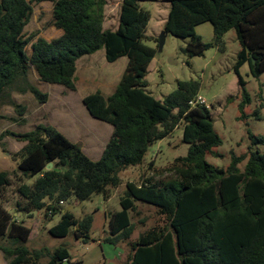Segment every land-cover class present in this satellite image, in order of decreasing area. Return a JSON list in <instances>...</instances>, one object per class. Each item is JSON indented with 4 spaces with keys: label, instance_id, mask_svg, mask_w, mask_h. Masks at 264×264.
I'll return each mask as SVG.
<instances>
[{
    "label": "trees",
    "instance_id": "1",
    "mask_svg": "<svg viewBox=\"0 0 264 264\" xmlns=\"http://www.w3.org/2000/svg\"><path fill=\"white\" fill-rule=\"evenodd\" d=\"M140 1L123 0L119 28L111 31L104 29L107 0H35L53 4L52 24L63 34L51 42L38 38L28 56L26 48L36 37L26 38L24 33L34 13L32 2L0 0V110L8 102L20 116L25 115L26 108L14 101L12 93L31 94L40 104L48 102L49 96L30 82L31 69L42 83L75 91L81 59L102 50L109 63L128 59L111 96L98 91L83 100L94 119L113 127L100 160L93 161L80 145L51 126L39 125L29 133L14 135L25 143L16 154L19 181L37 177L33 185L23 183L16 189L20 197L16 212L32 217L45 211L48 218L63 210L59 204L72 197L79 202L94 195L110 200L112 190L123 185L120 175L141 166L154 143L184 124L182 140L189 146L188 155L159 172L171 174L165 180L151 177L126 184L122 210L111 215L105 242L118 246L131 239L132 215L137 213V203H143L155 207L166 224L140 235L131 245L126 264H264V150H259L264 149V135L249 134L248 152L232 153L227 168L207 161L208 156L221 157L217 148L222 140L211 110L190 105L201 91V82L179 81L177 90L163 101L147 91L148 70L157 50L146 42L157 39L147 36L151 14L141 8ZM155 1L170 4L160 40L167 34L188 39L183 52L191 58L204 57L214 47L224 53L225 36L235 32L241 47L234 67L243 90L240 108L249 104L240 69L248 65L254 79L264 74V0ZM204 24L213 26L214 43H205L196 32ZM253 117L262 120L259 111ZM245 161L241 171L239 166ZM50 163L54 168L47 171ZM11 186V175L0 171L2 202H8ZM52 209L56 212L49 215ZM93 223L92 216L77 219L63 212L50 234L55 238L73 234L89 243ZM31 233V227L18 222L0 202V251L7 264H63L65 259L75 264L67 248L30 250ZM44 259L48 261L43 263Z\"/></svg>",
    "mask_w": 264,
    "mask_h": 264
},
{
    "label": "rangeland",
    "instance_id": "2",
    "mask_svg": "<svg viewBox=\"0 0 264 264\" xmlns=\"http://www.w3.org/2000/svg\"><path fill=\"white\" fill-rule=\"evenodd\" d=\"M27 1L32 2L34 13L24 33L26 38L36 35L26 48L28 56H31V45L38 38L51 42L60 38L62 32L52 24V3ZM122 3L123 0H107L105 30L116 31L119 28ZM140 6L151 14L147 36L157 39V41L146 42V45L157 50L156 58L148 70L147 91L157 100L163 101L177 90L179 81H200L202 87L199 95L210 106L216 132L222 140V145L217 148L221 157L208 156L207 161L219 168L229 167L232 153L240 156L248 152L249 134L264 135V74L259 79H254L248 65L240 69V74L246 82L245 90L250 97V103L241 109L244 101L243 90L234 71L241 47L235 32L225 36L224 53L214 47L207 51L204 57L191 58L183 52L189 43L188 39H179L167 34L163 40H160L170 4L165 1L141 0ZM196 32L205 43H214V30L211 24L198 27ZM127 66L126 57L114 63L107 62L104 50L87 56L77 64L75 91L42 83L35 71L31 69L30 82L43 94L49 96L48 102L40 104L31 94L12 93L14 101L26 108L23 116H20L17 109L8 102L2 105L0 171L11 175L12 186L7 193L8 202L1 200L0 202L18 222H26L31 227L32 233L27 245L30 250L49 249L54 252L59 248H67L75 264L77 261H82L84 264H126L132 255V243L145 232L166 224L165 218L159 215L155 207L137 203V213L132 215L135 231L131 239L119 243L118 246L105 242L109 236L111 215L122 210L120 201L126 184L141 183L151 177H155L156 181L165 180L171 174L159 172L172 166L176 159L188 155L189 146L182 140L184 124H181L167 139L154 143L149 148L141 166L131 168L120 175L123 185L112 190L110 200H105L101 195H94L89 201L79 202L72 197L63 205V210L48 218L45 216V211L35 212L32 217L16 212V203L20 201L19 195L15 193L16 189L23 183L33 185L37 177L19 181L20 159L16 158V154L21 151L25 143L20 142L14 135L29 133L39 125L51 126L65 137L67 135L66 138L69 140L71 138L73 140H70L71 142L80 145L92 160L98 161L111 138L113 128L109 124L94 119L86 110L83 99L98 91L105 97L111 96ZM256 111H259L262 120L253 117ZM259 150L264 149L261 147ZM151 164L154 165L151 166ZM245 165L246 161L239 166L241 171L244 170ZM65 209L77 219H84L87 216L94 218L91 232L93 242L85 243L83 240H77L73 234L67 238H55L50 234V230L60 222ZM47 261L48 259H44L42 262Z\"/></svg>",
    "mask_w": 264,
    "mask_h": 264
},
{
    "label": "built area",
    "instance_id": "3",
    "mask_svg": "<svg viewBox=\"0 0 264 264\" xmlns=\"http://www.w3.org/2000/svg\"><path fill=\"white\" fill-rule=\"evenodd\" d=\"M190 105H191L192 107H196V106H198V105H204V106H206L207 108L210 109V106L207 105V102L204 100V98H203L201 95H198V96H197L192 102H190ZM64 204H65L64 202H61V203L59 204V207H63ZM57 210H58V209H57ZM59 211H60V210H59ZM55 212H56V211H55L54 209H52V210L49 212V215H53ZM63 264H71V263L69 262V260L65 259V260L63 261Z\"/></svg>",
    "mask_w": 264,
    "mask_h": 264
},
{
    "label": "crops",
    "instance_id": "4",
    "mask_svg": "<svg viewBox=\"0 0 264 264\" xmlns=\"http://www.w3.org/2000/svg\"><path fill=\"white\" fill-rule=\"evenodd\" d=\"M165 24V23H164ZM62 32V31H61ZM63 34V33H62ZM58 86V85H57ZM104 96V95H103ZM105 97V96H104ZM84 100V99H83ZM87 110V109H86ZM113 128V127H112ZM113 130V129H112ZM113 132V131H112ZM65 134V133H64ZM66 137H67V135H66ZM70 140H72L71 138H70ZM73 141V140H72ZM105 149V148H104ZM83 150V149H82ZM84 151V150H83ZM85 153V152H84ZM102 157V156H101ZM90 158V157H89ZM101 159V158H100ZM99 159V160H100ZM94 161V160H93ZM7 210V209H6ZM63 212H67V210L65 209ZM25 224H26V222H24ZM27 225V224H26ZM28 226V225H27ZM94 240L92 239V242H93ZM89 243H91V242H89ZM99 243H100V241H99ZM70 259H71V262L73 263L74 262V260L72 259V257H71V255H70ZM96 259V258H95ZM75 263V262H74ZM76 263H82V264H84L82 261H77ZM0 264H7V261H6V259H5V256L3 255V253L0 251Z\"/></svg>",
    "mask_w": 264,
    "mask_h": 264
},
{
    "label": "water",
    "instance_id": "5",
    "mask_svg": "<svg viewBox=\"0 0 264 264\" xmlns=\"http://www.w3.org/2000/svg\"><path fill=\"white\" fill-rule=\"evenodd\" d=\"M164 33V32H163ZM54 168V164L53 163H50L47 167H46V170L47 171H50Z\"/></svg>",
    "mask_w": 264,
    "mask_h": 264
}]
</instances>
